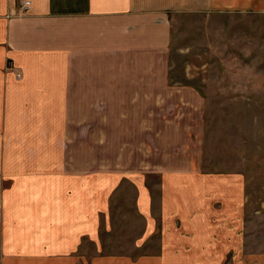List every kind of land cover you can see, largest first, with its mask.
<instances>
[{"label":"crops","instance_id":"obj_1","mask_svg":"<svg viewBox=\"0 0 264 264\" xmlns=\"http://www.w3.org/2000/svg\"><path fill=\"white\" fill-rule=\"evenodd\" d=\"M258 1L31 0L24 12L20 0H0V251L9 252L1 254L0 264L226 263L237 239L234 231L223 234L214 210L223 203L218 181L225 180L204 178L191 158L185 169L174 166L176 157L158 166L155 217L147 184H134L147 227L157 228L159 221L155 254L85 253V237L96 235L97 227L85 230L83 223L104 209L98 200L85 218L80 200L97 187L88 171L102 168L85 163L83 154L85 139L97 140L88 147L94 154L101 137H115L117 122H135L126 114L132 107L163 109L159 122L166 130H157V138L173 137L181 121L189 125L196 111L185 118L167 113L182 101L196 109L201 99L192 88L167 83L175 13L258 9ZM117 108L123 109L118 118ZM239 194L225 216L241 214L242 189ZM213 233L222 241L213 242ZM248 256L244 264H264V256Z\"/></svg>","mask_w":264,"mask_h":264},{"label":"rangeland","instance_id":"obj_2","mask_svg":"<svg viewBox=\"0 0 264 264\" xmlns=\"http://www.w3.org/2000/svg\"><path fill=\"white\" fill-rule=\"evenodd\" d=\"M263 1H258V9L252 6L242 10L175 13L167 83L192 88L201 99L196 109L182 101L177 107L167 108V113L185 118L196 111L190 115L192 121L189 120V125L181 121L172 129L173 137L157 138V130H166L159 122L163 109L132 107L126 114L135 122H117L115 137H101L97 148H92L94 154L88 147L96 146L97 140L85 139L84 162L90 164L93 160L94 165L100 164L102 172L97 168L88 171L93 174L92 181H97L96 192L91 196L93 190L86 189L80 201L86 219L91 214L87 209H94L96 201L100 200L104 209L89 220L84 218L85 230L97 227L92 239L85 237V253L138 257L157 252L158 220L157 228L155 225L147 227V220L136 200L138 188L134 184L139 180L147 184L155 217V212L159 213L155 199L162 178L158 166L163 158L176 157L174 166L177 168L185 169L191 164L188 161L191 158L204 178L219 176L225 180L224 185L218 181L219 198L223 203L220 209L214 208L218 213L215 223L219 227L225 226L223 234L234 231L237 239L236 245L230 246L226 252L225 264H244L242 258L248 255L264 256ZM188 97L191 98L190 93L186 94ZM121 111L123 109L117 108V118ZM143 118L148 121L139 122ZM186 127L192 128L189 130L192 135L186 134ZM183 159L187 161L184 164L180 163ZM108 169L112 170L108 173ZM106 181L114 184V188H102ZM232 181H238V184H230ZM241 189V203L238 204L241 214L239 212L235 219L233 210L232 214L225 216L226 211L232 212L229 210L232 202H239L235 194L240 196ZM146 229L149 233L144 236V245L137 247L135 243L141 240ZM212 235L213 242L222 241L220 236ZM94 242L99 244L98 249L92 245ZM2 243L0 227V247ZM3 252L0 251V256Z\"/></svg>","mask_w":264,"mask_h":264},{"label":"built area","instance_id":"obj_3","mask_svg":"<svg viewBox=\"0 0 264 264\" xmlns=\"http://www.w3.org/2000/svg\"><path fill=\"white\" fill-rule=\"evenodd\" d=\"M31 6V0H20V8L22 11L26 12ZM10 66V65H9ZM10 67L9 69H11ZM22 75V72L20 70L15 71V77L20 78Z\"/></svg>","mask_w":264,"mask_h":264}]
</instances>
